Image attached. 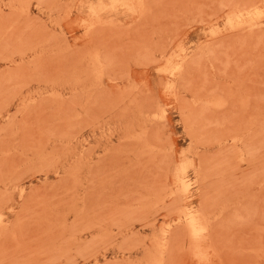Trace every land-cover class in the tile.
<instances>
[{
    "label": "rangeland",
    "instance_id": "obj_1",
    "mask_svg": "<svg viewBox=\"0 0 264 264\" xmlns=\"http://www.w3.org/2000/svg\"><path fill=\"white\" fill-rule=\"evenodd\" d=\"M0 264H264V0H0Z\"/></svg>",
    "mask_w": 264,
    "mask_h": 264
},
{
    "label": "bare ground",
    "instance_id": "obj_2",
    "mask_svg": "<svg viewBox=\"0 0 264 264\" xmlns=\"http://www.w3.org/2000/svg\"><path fill=\"white\" fill-rule=\"evenodd\" d=\"M189 212V211H188ZM191 214H189V216H190ZM190 218V217H189ZM189 218H187V220L189 219ZM194 218V217H193ZM185 220V219H184ZM189 221V220H188ZM190 224H191V222H190ZM190 224H188L189 226H190ZM193 224V223H192ZM195 226L197 225V224H194ZM194 225H193V227H194ZM192 227V228H193ZM195 229H196V227H195Z\"/></svg>",
    "mask_w": 264,
    "mask_h": 264
}]
</instances>
